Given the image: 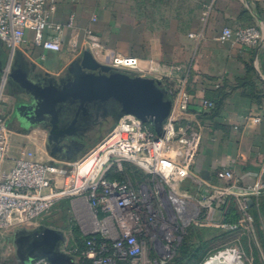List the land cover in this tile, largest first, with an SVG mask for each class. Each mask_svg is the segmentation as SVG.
Masks as SVG:
<instances>
[{"label": "built area", "instance_id": "obj_1", "mask_svg": "<svg viewBox=\"0 0 264 264\" xmlns=\"http://www.w3.org/2000/svg\"><path fill=\"white\" fill-rule=\"evenodd\" d=\"M57 10L58 0H0L1 41L15 52L26 43L27 32L32 31L36 46L53 52L67 49L81 57L87 46L95 43L92 31L87 32L84 44L72 37L64 45L61 40L64 27L52 22ZM74 26L71 18L67 28ZM51 32L58 35L51 36ZM219 40L252 49L262 45L264 34L258 27L237 30L228 27ZM110 66L137 77L149 75L162 83V89L172 99L164 135H158L152 121L125 115L98 144L64 166L44 162L32 150L21 151L14 160L9 157L12 133L1 106L6 97L8 73L5 74L0 83V244L6 234L17 228L32 230L42 226L62 200L85 207L81 243L73 233L69 236L65 233L61 248L76 264H168L192 222L198 224L203 219V225L210 223L216 207L229 205V201L236 203L247 232L255 236L249 203L253 196L262 193L263 183L244 189L233 183L221 187L214 198L202 194L196 199L180 191V184L191 176L201 137L177 131L178 113L187 112L190 97L170 84L174 70L165 67L145 70L138 59L127 57L115 58ZM202 105L205 109L216 106L209 100ZM261 121L258 117L252 123L257 125ZM134 125L135 129L123 128ZM8 158L13 164L6 169ZM126 163L152 177L155 195L162 206L153 205V193L146 184H135ZM218 179L235 182L234 174L227 170L219 172ZM75 211L78 213L77 208ZM226 251L243 259L238 249ZM31 264L53 263L40 258Z\"/></svg>", "mask_w": 264, "mask_h": 264}, {"label": "crops", "instance_id": "obj_2", "mask_svg": "<svg viewBox=\"0 0 264 264\" xmlns=\"http://www.w3.org/2000/svg\"><path fill=\"white\" fill-rule=\"evenodd\" d=\"M71 18L74 29L67 28ZM52 22L64 27V45L72 37L84 44L87 32L92 31L95 43L87 49L104 64L127 57L138 59L145 70H174L170 84L190 97L187 112L178 113L177 131L201 137L191 176L180 184L183 194L214 198L221 187L233 183L240 189L264 184V42L250 51L233 41L219 40L228 27H258L264 34V0H58ZM77 58L67 49L53 52L36 46L34 33L28 31L21 48L13 52L7 47L0 83L6 73L22 66L43 76L64 77ZM12 87L6 84L1 105L12 133L9 157L14 160L21 151L32 150L44 162L66 165L64 159L48 154L46 131L36 129L27 135L18 131L16 110L22 96ZM204 100L214 102L215 108L205 109ZM258 117L261 123L253 124ZM93 141L90 148L100 142ZM225 170L234 174L235 182L218 179V173ZM249 206L253 220L260 224L253 236L255 246L247 238L250 233L244 235V243L252 264L257 260L264 264V216L257 206L253 208V201ZM222 207H216L205 226L222 231L229 208L223 211Z\"/></svg>", "mask_w": 264, "mask_h": 264}, {"label": "water", "instance_id": "obj_3", "mask_svg": "<svg viewBox=\"0 0 264 264\" xmlns=\"http://www.w3.org/2000/svg\"><path fill=\"white\" fill-rule=\"evenodd\" d=\"M7 83L22 96L16 110L21 134L35 128L46 131L47 152L53 143L61 150L81 147L72 157L61 158L63 162H73L87 152L94 138L90 144L86 139L104 126L101 117L111 116L118 122L125 115H133L144 122L152 121L158 135L163 136L172 109V99L161 82L115 71L90 49L70 65L64 77L43 76L22 66L8 73ZM123 128L131 130L136 125ZM65 238L60 229L40 226L16 231L13 241L22 262L47 258L53 264H76L61 250Z\"/></svg>", "mask_w": 264, "mask_h": 264}, {"label": "rangeland", "instance_id": "obj_4", "mask_svg": "<svg viewBox=\"0 0 264 264\" xmlns=\"http://www.w3.org/2000/svg\"><path fill=\"white\" fill-rule=\"evenodd\" d=\"M2 82V81H1ZM101 117V116H100ZM101 120V118H100ZM111 125L106 127L98 136H96V140L100 141L101 138H104V136L108 135L109 132L111 131ZM97 141V142H98ZM10 156V155H9ZM13 162H10V158L7 159L5 168L9 169L12 166ZM135 166V165H134ZM136 167V166H135ZM139 169V168H138ZM140 170V169H139ZM142 171V170H140ZM144 172L142 171V174L144 176ZM146 176V174H145ZM132 177V175H131ZM133 178V177H132ZM152 177L149 176V178L146 179L145 182H140L138 185L141 186L143 184H146L148 186V190L150 193H153V196H151V202L153 203L154 206L159 207L162 206L160 205L159 199L155 195V186L153 187L151 183ZM134 180V178H133ZM135 184L136 181L134 180ZM195 198V197H194ZM197 201V200H196ZM164 202L166 204V201L164 199ZM162 203V202H161ZM76 207L73 204L72 200H62L60 201L56 207L52 209V211L49 213V215L46 217L45 221L43 222L42 226H49V227H54L57 229H60L66 233L68 236L73 233L75 239L78 241V243H81L83 237H82V221L81 218L83 217V214L85 213V208L83 205L80 204H75ZM164 207V205H163ZM75 208H77V211H75ZM166 214V213H165ZM172 215V214H170ZM203 219L202 221H199L198 224L193 223L187 228L185 233L182 236V242L189 237V229H191L194 225H203ZM205 224H208L205 222ZM243 227L241 230L237 231L235 234L234 233H228L225 234V228L223 236L219 237L217 241L212 242L209 245L208 251L212 252L210 255L211 257H207L202 261L201 264H207L209 260H211L213 257L217 256L219 252L221 251H226V250H231L234 251L238 249L242 254H243V259L240 260L244 264H252L253 259L251 257V254H249V251L247 250L245 243H244V237L247 235V230L245 227L247 225L245 223L242 224ZM223 233V232H222ZM189 235V236H188ZM245 235V236H244ZM251 235V234H250ZM247 235V238L249 236V241L251 238V243L253 246H255V239L251 235ZM14 232H10L9 234H6L0 244V264H21L19 261V257L17 255V251L14 245ZM204 251V249H203ZM235 254V253H234Z\"/></svg>", "mask_w": 264, "mask_h": 264}, {"label": "trees", "instance_id": "obj_5", "mask_svg": "<svg viewBox=\"0 0 264 264\" xmlns=\"http://www.w3.org/2000/svg\"><path fill=\"white\" fill-rule=\"evenodd\" d=\"M257 48H252L248 50H254ZM7 62V47L2 42L0 43V79L2 77L3 70L6 66ZM170 98V97H169ZM90 146L87 148V151L89 150ZM82 155V154H81ZM125 167L128 169L134 180L137 184L140 182H145L147 178H149L148 175L144 176L141 175L142 171H140L137 167L130 163L124 164ZM140 181V182H139ZM253 201V208L258 207L259 214L264 216V193L260 194L258 197L253 196L251 198ZM226 207H229L227 209V212L224 214V219L222 222L223 227L221 228V232L216 229H212L205 225H194L191 229H189V237L185 239V241L181 242L179 247L177 248V252L175 257L172 261H170L168 264H201L204 259L207 257H211L210 255L212 252L208 251L209 245L212 242H215L218 240L219 237L228 234V233H236L237 231L241 230L243 227L242 222V215L234 201H229V205H224L222 207L223 211H226ZM249 213H250V206H249ZM251 215V213H250ZM252 216V215H251ZM254 219V217L252 216ZM260 224V222H259ZM258 222L255 219L254 226L255 229L258 227ZM225 228V234L224 229ZM246 228V227H245ZM247 230V229H246ZM223 232V233H222ZM204 249V251H203ZM254 264H262L258 260Z\"/></svg>", "mask_w": 264, "mask_h": 264}, {"label": "flooded vegetation", "instance_id": "obj_6", "mask_svg": "<svg viewBox=\"0 0 264 264\" xmlns=\"http://www.w3.org/2000/svg\"><path fill=\"white\" fill-rule=\"evenodd\" d=\"M101 121L105 122L104 123V126H102V128L100 130L98 129H95L92 133H91V136H89L87 139H86V143L87 144H90L92 141L90 140V138H96V136H98L106 127H108L109 125H111L112 123H115L116 121L113 119V117L111 116H108V117H101ZM37 128L31 130L29 133L35 131ZM19 131V130H18ZM20 132V131H19ZM47 141H46V150H47ZM88 148V147H87ZM78 149H81L78 148V147H75V146H71L68 148V150H61L60 148H56L54 146V143L52 144V147H51V150L48 151V154L52 157H55V158H69V157H72L75 152L78 150Z\"/></svg>", "mask_w": 264, "mask_h": 264}, {"label": "bare ground", "instance_id": "obj_7", "mask_svg": "<svg viewBox=\"0 0 264 264\" xmlns=\"http://www.w3.org/2000/svg\"><path fill=\"white\" fill-rule=\"evenodd\" d=\"M85 208V207H84ZM207 264H244L242 263L237 254L233 252L222 251L217 256L213 257Z\"/></svg>", "mask_w": 264, "mask_h": 264}]
</instances>
